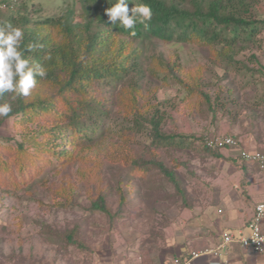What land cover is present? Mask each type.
Here are the masks:
<instances>
[{
  "label": "rangeland",
  "instance_id": "374dc122",
  "mask_svg": "<svg viewBox=\"0 0 264 264\" xmlns=\"http://www.w3.org/2000/svg\"><path fill=\"white\" fill-rule=\"evenodd\" d=\"M72 1L26 3L29 16L37 19L60 13ZM80 6L79 1L73 4L76 15ZM254 10L258 18H264V0H259ZM259 27V33L239 48L232 60L217 56L214 50L218 46L213 49L196 42L165 43L153 39L148 46L147 55L162 54L178 61L181 82L195 88L189 94L173 78L162 81L148 77L143 83L140 103L159 109L162 130L177 135L180 147L155 148L148 145L144 132L130 130L129 137L127 132L120 131L121 138L118 133L113 134L105 144L102 142L88 152L77 150L80 155L68 165H44L20 189L13 188L1 176L0 264H72L79 256L85 258L93 245L119 236L125 227L140 230L152 221L159 224L165 220L163 212L168 206L179 208L186 194L200 185L197 178L203 170L217 161L204 149V136L220 135V116L241 115L242 103H247L244 115L249 114L252 101L248 96L253 81H264V72L260 70L264 67V28ZM119 108V104L111 108V126L116 130L132 126V117L126 118ZM144 111L147 114V109ZM27 126L36 127L30 122ZM25 127L19 126L16 118L5 120L0 137L12 140L5 142L0 138V143L12 147L15 140H23L29 152L36 151L21 134ZM4 152L0 150V155L6 158L8 154ZM152 156L174 171L176 182L151 166L143 174L134 170L131 159L148 160ZM13 173L17 176V172ZM99 195L104 197L108 213L90 207ZM68 233L73 240L65 238Z\"/></svg>",
  "mask_w": 264,
  "mask_h": 264
},
{
  "label": "trees",
  "instance_id": "16d2710c",
  "mask_svg": "<svg viewBox=\"0 0 264 264\" xmlns=\"http://www.w3.org/2000/svg\"><path fill=\"white\" fill-rule=\"evenodd\" d=\"M77 1L81 11L76 15L73 4ZM141 2L150 5L153 15L147 29L136 25L133 36L130 30L108 20L105 9L115 0H73L60 13L37 19L29 16L26 0H0V27L7 23L21 27V48L36 46L32 52H25L26 58L47 71L46 77H36L37 85L29 97L12 100L6 92L0 98V103L7 101L13 108L7 117L0 118V127L5 120L16 118L19 126L26 125L21 134L37 148L29 152L23 140H15L12 147L0 143V150L8 154L6 158L0 155V177L13 188L20 189L44 165H68L80 155L77 150L88 152L105 144L113 134L118 133L121 138L120 131L144 132L148 145L155 148L180 147L177 135L162 130L159 109L140 103L148 77L181 82L179 62L162 54L147 55L150 43L155 39L165 43L196 42L213 49L218 46L216 55L232 60L238 49L259 33V25L264 28V18H258L254 10L259 0H128V7ZM179 84L189 94L195 89L185 81ZM114 104H119L126 118L132 117L127 131L111 126ZM29 122L36 127L30 129ZM0 138L5 142L12 140ZM204 149L220 156L219 149ZM131 162L141 174L151 166L176 182L174 171L154 156L148 160L134 158ZM90 207L108 213L102 195ZM65 238L73 240L69 233Z\"/></svg>",
  "mask_w": 264,
  "mask_h": 264
},
{
  "label": "crops",
  "instance_id": "0c3cea01",
  "mask_svg": "<svg viewBox=\"0 0 264 264\" xmlns=\"http://www.w3.org/2000/svg\"><path fill=\"white\" fill-rule=\"evenodd\" d=\"M260 70L264 72V67ZM248 97L252 101L249 114L244 115L247 103H242L241 115L220 116L219 130L237 138L241 148L264 151V81L254 80ZM219 150L220 156H213L217 161L203 170L197 178L200 185L186 194L180 207L164 210L165 220L159 224L152 221L140 230L127 226L119 236L90 247L85 258L79 256L72 264H164L186 251L221 244L225 233L248 236L255 204L264 200V172L241 160L237 149ZM262 263L250 249L231 242L217 256H200L192 264Z\"/></svg>",
  "mask_w": 264,
  "mask_h": 264
},
{
  "label": "clouds",
  "instance_id": "9594fccd",
  "mask_svg": "<svg viewBox=\"0 0 264 264\" xmlns=\"http://www.w3.org/2000/svg\"><path fill=\"white\" fill-rule=\"evenodd\" d=\"M131 12V14H129ZM108 20L112 25L117 23L130 35H136V25L149 27L152 19V9L146 3H133L131 9L128 0H115V3L105 9ZM24 31L11 23L0 27V98L10 93L11 99L29 97L37 85L36 77L44 78L46 69L39 63L30 61L25 52H32L34 44L21 48ZM13 111L12 105L5 101L0 103V118L7 117ZM258 211L264 213V205L258 206Z\"/></svg>",
  "mask_w": 264,
  "mask_h": 264
},
{
  "label": "built area",
  "instance_id": "2783aa9c",
  "mask_svg": "<svg viewBox=\"0 0 264 264\" xmlns=\"http://www.w3.org/2000/svg\"><path fill=\"white\" fill-rule=\"evenodd\" d=\"M4 6V4L1 5V7ZM203 145L208 149H237L238 157L241 160L254 163L259 170L264 172V151L241 148L239 140L233 135L208 133L203 138ZM259 205H264V200L255 204L253 216L248 223L250 228V234L248 236L233 237L231 234L225 233L221 244L212 248L186 251L183 254L171 257L164 264H192L193 261L200 256H217L220 249L225 244L231 242H236L239 245L250 249L255 255L262 258V264H264V227L262 225L264 221V213L258 211Z\"/></svg>",
  "mask_w": 264,
  "mask_h": 264
}]
</instances>
